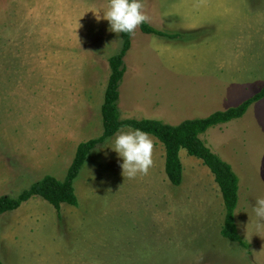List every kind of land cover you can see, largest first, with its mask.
Segmentation results:
<instances>
[{"label": "rangeland", "instance_id": "1", "mask_svg": "<svg viewBox=\"0 0 264 264\" xmlns=\"http://www.w3.org/2000/svg\"><path fill=\"white\" fill-rule=\"evenodd\" d=\"M151 27L131 34L120 119L177 126L237 107L264 87V0H144ZM109 0H0V198L46 176L63 181L81 143L103 134L102 106L121 34ZM99 16V19L97 18ZM109 138L74 182L78 206L34 197L0 216L3 264H264V100L202 140L239 178L236 223L251 253L221 235L211 171L185 150L173 186L153 136L147 175L127 178Z\"/></svg>", "mask_w": 264, "mask_h": 264}, {"label": "trees", "instance_id": "2", "mask_svg": "<svg viewBox=\"0 0 264 264\" xmlns=\"http://www.w3.org/2000/svg\"><path fill=\"white\" fill-rule=\"evenodd\" d=\"M140 27L145 34L156 35L169 40L182 38L180 34H168L159 31L146 22L141 24ZM120 34L122 38L121 50L109 60L111 75L102 106L103 134L97 139L89 140L78 146L74 161L63 181L53 176H46L43 180L34 183L29 189L24 190L17 197H1L0 216L18 210L34 197L47 201L58 212H60L63 204L77 207L78 197L74 182L78 178L89 155L109 138L114 137L118 129L130 125L133 128H140L148 132L150 136L156 138L163 145L165 149V173L173 186L180 187L183 184L184 166L181 160V152L183 150L189 156L202 161L215 177L223 198L226 215L221 230L222 237L237 244L247 254H250L251 246L239 233L236 223V210L240 200L239 178L233 167L213 153L201 137L214 127L226 125L234 120L243 118L252 105L264 100V87L237 107L215 112L206 118L186 120L177 126L151 119L122 121L118 105L120 100L119 88L126 73L124 59L131 49L132 43L131 34ZM0 264H3L1 258Z\"/></svg>", "mask_w": 264, "mask_h": 264}, {"label": "clouds", "instance_id": "3", "mask_svg": "<svg viewBox=\"0 0 264 264\" xmlns=\"http://www.w3.org/2000/svg\"><path fill=\"white\" fill-rule=\"evenodd\" d=\"M103 13V18L110 24V30L117 34H134L138 26L149 20L144 0H109V7ZM108 147L121 158L120 166L124 176L131 179L138 174H148L153 164L154 148V141L148 132L130 125L124 126L117 130ZM253 212L264 221V198L256 199Z\"/></svg>", "mask_w": 264, "mask_h": 264}]
</instances>
